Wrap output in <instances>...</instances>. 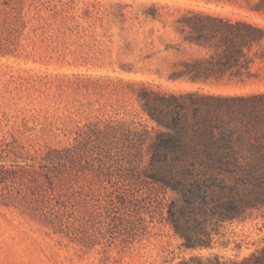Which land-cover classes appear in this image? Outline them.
<instances>
[{
    "label": "rangeland",
    "instance_id": "rangeland-1",
    "mask_svg": "<svg viewBox=\"0 0 264 264\" xmlns=\"http://www.w3.org/2000/svg\"><path fill=\"white\" fill-rule=\"evenodd\" d=\"M30 1L15 51L0 52V140L17 141L0 163L68 145L89 121L155 124L136 97L141 80L161 89L264 91V58L242 76L204 81L170 77L177 57L166 50L178 41L177 18L187 10L264 27V0H49L56 11L42 5L39 12ZM155 8L160 19L152 15ZM132 156L126 154L125 167H132ZM202 158L206 199L189 211L197 222L188 234L203 245L187 246L174 225L172 216L182 215L184 203L177 191L161 192V207H143V218L121 203L119 222L97 190L90 202L75 198L72 227L81 232L72 234L0 201V264H258L264 256V156ZM151 162L143 156L135 174L147 176Z\"/></svg>",
    "mask_w": 264,
    "mask_h": 264
},
{
    "label": "trees",
    "instance_id": "trees-1",
    "mask_svg": "<svg viewBox=\"0 0 264 264\" xmlns=\"http://www.w3.org/2000/svg\"><path fill=\"white\" fill-rule=\"evenodd\" d=\"M27 1L3 0L0 52L15 51V38L26 25ZM30 4L38 12L42 5L56 11V4L49 0ZM152 15L160 19L162 14L155 8ZM176 28L181 34L178 41L166 46L177 57L172 78L207 81L242 76L258 58H264V27L247 19L190 9L177 18ZM2 32L8 37L2 38ZM137 84L136 97L155 124L89 121L78 126L68 145L50 146L40 156H25V162L0 163V201L21 206L41 223L72 234L81 232L72 227L75 198L90 202L97 190L104 193L115 212L113 218L121 222L117 209L121 203L143 218L142 208L150 204L159 209L160 193L171 188L184 202L182 215L172 216L176 229L185 236L187 246L203 245L200 236L188 234L194 228L191 222H197L189 211L198 199H206L199 168L206 162L202 156H264V91L222 94L161 89L159 84L155 88L148 80ZM15 142L0 140V155ZM127 153L133 155L131 168L124 164ZM147 154L155 168L147 176L135 174ZM258 264H264V256Z\"/></svg>",
    "mask_w": 264,
    "mask_h": 264
}]
</instances>
